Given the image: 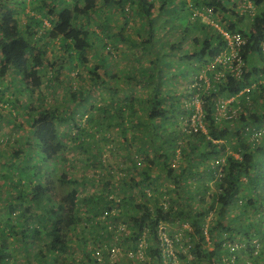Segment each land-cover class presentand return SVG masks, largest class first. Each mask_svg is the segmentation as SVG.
Wrapping results in <instances>:
<instances>
[{"label": "trees", "instance_id": "trees-1", "mask_svg": "<svg viewBox=\"0 0 264 264\" xmlns=\"http://www.w3.org/2000/svg\"><path fill=\"white\" fill-rule=\"evenodd\" d=\"M56 1L42 0L41 15L31 14L27 21H21L17 10L7 5L8 0H0L1 100L8 84L17 81L14 74L8 76L10 71L20 74L23 81L20 84L23 89L18 90L13 84L14 90L31 92L42 83V66L55 68L56 73L52 69L50 75L57 76L66 61H87L86 51L93 45L90 37L96 30L84 19L96 20L97 1ZM111 1L117 2L125 13L136 11L147 19L148 37L139 41L143 53L151 48L154 50L153 23L159 22L160 17V21L166 19L171 13L170 21H174V27L183 24L182 28L175 29L182 33L178 44L169 48V53L177 56L175 63L187 66L180 68L179 75L185 77L189 66L196 67L193 76L198 75L201 68L205 70L207 80L202 79L191 93L186 89L184 92H161L158 88L163 82L162 67L170 64V60L167 53L158 55L156 50L153 53L156 60L154 58L150 71L140 74L147 81H156L146 114L138 115L135 107L127 102L110 103L113 109L110 115L115 116L114 122L121 132L127 133L135 126L143 129L138 152L145 155L149 147L155 149L158 157L151 158L152 162L158 161L175 183L176 196L171 194L170 187L158 188L153 174L146 168L140 169L139 179L125 181L119 191L110 187L93 193L81 192L77 181L62 171L59 176L61 192H57L54 180L44 177L41 168L42 163L54 160L64 149V133L58 130L55 110L36 108L31 104L28 112L33 111V114L29 120L31 136L27 150L34 153L36 161L26 162L28 155L21 152L19 162L23 166L16 161H7L0 171V184L7 178L10 187L18 188V194L10 198L5 213L1 212L0 264L12 260L6 229L10 235L18 236V245L27 257L30 254L28 247L45 238V244L32 251L36 264H171L172 254L161 236V226L181 221H189L190 230L184 228L188 237H182L183 243L175 236L171 240L186 247L195 264L202 261L206 264H244V260L235 255L236 248L228 243L246 240L252 248L254 238L262 242L258 258L263 260L260 264H264V142L258 141L262 136L258 129L264 124V0H251L256 11L253 17L240 12L243 0H157L158 5L156 0H102L99 6L102 9ZM179 11L184 15L182 21L179 20L182 16L177 15ZM43 16L49 19V25L44 29L41 28L45 24L41 19ZM217 25L229 32H239L243 37L237 50L242 60L239 76L226 70L224 62L216 60L218 55H228L232 49ZM189 35H192V50L179 46ZM54 38L60 39L63 50L60 61L53 56H44L48 41ZM174 48L176 52H173ZM210 62L214 66L207 68ZM95 67L90 72L97 81L100 76ZM6 77H9L8 84L3 83ZM207 82L209 87H206ZM252 84L260 90L257 100L251 97L250 89H255ZM80 92L87 95L83 89ZM195 93L201 98L205 130H194L191 125ZM232 96L227 105V117L219 116L220 101ZM105 112L106 107L94 105L87 117L90 126H107L110 121ZM66 115V121L74 119L73 114ZM73 123L79 125L75 119ZM178 145L186 149L183 151L186 160L176 169L173 156ZM126 150L124 154L136 166L131 151ZM99 152L93 157L94 162L102 161L97 156ZM14 174L17 177L14 178ZM105 184H111L110 180ZM195 195L199 197L196 204L191 202ZM16 207L20 209L12 216ZM236 207L237 214L233 212ZM209 213L211 216L207 221ZM230 214L233 221L228 217ZM241 215L244 221H241ZM30 219L39 221L31 223ZM70 246L79 248L81 255L73 258L65 255ZM115 246L126 251V261L115 257L112 252ZM178 256L185 258L184 254ZM111 258L113 262H109Z\"/></svg>", "mask_w": 264, "mask_h": 264}, {"label": "rangeland", "instance_id": "rangeland-1", "mask_svg": "<svg viewBox=\"0 0 264 264\" xmlns=\"http://www.w3.org/2000/svg\"><path fill=\"white\" fill-rule=\"evenodd\" d=\"M41 1L25 0L23 3L30 4L34 12L33 14H37L43 11ZM47 1L49 2L50 0ZM52 1L57 3L56 0ZM69 1L72 2L73 0ZM96 1L98 5L95 10L96 20L90 17L89 19H84L90 28L96 30V33H93L90 37L93 45L86 51L87 61L85 63H81L80 60L76 59L73 62L66 61V63L64 62V67H60L57 76L50 75L52 69L56 73L55 68L42 66L40 72L42 74V83L31 92H16L13 84L18 90L23 89L22 85H20L23 83L21 76L13 71L8 73V76L14 74V78L17 81L8 84V90L4 91L3 100L0 99V171L7 161L11 163L13 161L19 162L22 159L21 152L27 153L28 158L26 162L33 163L36 161L34 153L32 154L27 150V141L31 136L29 120L33 114V111L31 113L28 112V107L32 104L36 108L55 110L56 117L54 119L58 130L61 134L64 133L62 136L65 142L64 149L54 160L42 163L41 168L45 172L44 177H49L54 180L57 192H61L59 189V176L62 171H65L68 176H71L72 179L77 181L81 192L93 193L110 187L119 191L125 181H129L130 178L139 179L141 177L139 173L140 169L146 168L153 174L155 182L159 186L158 188L165 189L166 187H170L171 189L169 191L173 196H176L177 186L175 183L166 175L164 169L158 164V161L152 162L151 158L156 159L158 157L154 152L155 149L153 150L152 147H149L145 155L138 152V145L140 144L139 137H141V130L143 129L140 126H135L133 128L130 127L127 133L121 132L119 126L114 122L116 119L115 116L110 115V112L113 111L110 103L116 101L120 103L127 102L135 107L138 115L146 114L149 98L156 81L154 79L147 81L140 74L150 71L154 58L156 60V56L153 55L156 50L158 55L167 53L170 60V64H164V67L161 66L163 69V82L158 89L161 92L169 90L184 92L185 89L190 93L192 92L193 87H191V84L194 81L193 74L196 73V67L189 66L187 75L181 77L178 71L180 68L184 69L186 65L175 63L177 56L169 53V50H171L169 49L170 46L174 43L178 44L177 41L182 34L175 29L182 28L183 24L174 27V21H170L172 18L171 13L168 14L166 19H162V21H160V17V19L158 18L159 22H152L154 26L153 37L155 39L153 44L155 47L154 50L151 48V50H146L147 52L143 53L140 50L139 41L148 37L147 31L150 29H148L147 19L136 11L130 14L125 13L115 1H111V4L104 5L102 9L99 6L102 0ZM158 3L156 0V5ZM17 7L19 8V5ZM18 14L19 16L21 15V21L28 20L29 18L28 16H22L20 12ZM182 14L183 12H177L178 16H182L179 19L181 21L184 18ZM45 19L46 23L44 26H48L49 19L48 17ZM35 26L38 27V25ZM191 36L189 35L179 46L192 50V45H190ZM60 44L59 38L49 40L48 50L44 56L49 58L53 56L58 59L57 61H60L59 55L63 51ZM174 51L176 52V48L173 49ZM256 61L258 62V60ZM94 66H96L95 72L100 76V80L97 81L92 77L93 75L90 72V69H94ZM56 67H58V64ZM252 86L255 89H250L251 97L257 100L259 99L258 95L260 90L256 88L255 84H252ZM81 89L87 92V95L84 92H80ZM73 91H75V95H73ZM181 98L182 100L185 99V97ZM16 99L19 102H16ZM96 104L104 106V108L106 107L107 112H105V116L107 121H110L107 126L105 124L101 127H98L96 124L93 127L90 126L87 117ZM68 113L73 114V118L79 125H75L73 123L74 119L71 121L72 118L69 121L64 119ZM133 120H136V118H133ZM261 128L262 136L258 139L259 143L264 142V124ZM87 130L88 133H94V135L86 133ZM73 136H76V138ZM128 148V151H131V156L135 159L133 161L136 166L124 154ZM98 150L100 152L97 156L102 159L100 163L99 161L94 162L93 159ZM184 150L186 149L181 145L177 146L175 155L173 156V166L176 169H178L177 166L179 163H184L186 160ZM14 152L20 154L15 155ZM19 164L22 165L21 162ZM26 169L29 170V167H26ZM15 177H17V174H14ZM6 180L7 178H4V183L0 184V219L2 218L1 212L5 213L10 198L18 194V188L16 186L10 187ZM107 180H110L111 184L106 185L105 182ZM3 193H7V195H3ZM191 200V202L196 204L199 201V197L195 195ZM199 203L205 204L204 201H200ZM19 209L20 207H16L14 210L15 213H12V216H15ZM83 210L82 208V212L80 211L81 215L84 214ZM233 212L238 213V208H233ZM210 216L209 213L207 221ZM228 217L232 219L233 216L230 214ZM239 217L241 221H244L243 215ZM29 221L35 223L39 220L30 219ZM207 221L205 222V230L206 238L208 239ZM161 228L162 230L164 229V236L167 238L168 251L172 254L170 263L195 264L191 259L192 255L189 250L184 246L180 247V244H174L171 240L175 236L181 243L185 241V239L182 240V237H188L185 235L184 228L190 230L191 226L189 225V221L165 223ZM6 232L9 233L7 235V244L9 245L8 251L12 256V260L8 264H27L28 262L30 264H36L32 251H35L39 246H43L45 244V238L44 240L38 239L33 245L28 247L27 250L30 254L27 257L24 250L18 245V236L10 235L7 229ZM169 233H171V236ZM27 238L30 239L29 237ZM252 242H255V246L252 248L247 244L248 241L246 240L237 239L230 241L228 244L236 248L237 252L235 255L241 258V260H244V264H254L252 263L253 261L258 264L263 263V260L258 258L262 242L256 238ZM209 246H211V243H209ZM242 248L244 249L243 252L241 251ZM112 252L114 255L116 254L115 257L118 256L121 258V261L127 260L125 250L115 246ZM64 254L69 258L71 256L73 258L74 256H80L81 251L77 247L70 246ZM178 254H184L185 258H180ZM109 262H113V258ZM200 264L206 263L202 261Z\"/></svg>", "mask_w": 264, "mask_h": 264}, {"label": "built area", "instance_id": "built-area-1", "mask_svg": "<svg viewBox=\"0 0 264 264\" xmlns=\"http://www.w3.org/2000/svg\"><path fill=\"white\" fill-rule=\"evenodd\" d=\"M240 12L241 13H245L248 14L249 16L253 17V15L255 14V5L252 3L251 0H243L240 2V6H239ZM206 17V16H205ZM216 25V24H215ZM218 29L221 31V33L226 37L227 42L229 45H231L232 49L230 51H228V55L224 54H220L216 57L217 61L220 62H224V67L226 70L231 71L232 73L236 74V75H240L241 70V66H242V60L239 58V56L237 55V50L239 47V44L243 41V37L239 32H229L227 30H224L223 28H221L219 25H217ZM262 52H263V56H264V41L262 42ZM264 60V59H263ZM210 66H214V64L212 62H210L207 65V68H210ZM205 70H203L201 68V71L199 72V74L194 75V81L191 84V87L194 86H199V82L202 79L207 80L205 74H204ZM216 78H218V76H215ZM203 85V84H202ZM205 86V85H204ZM206 87H209V83H206ZM247 89V88H246ZM233 99L232 97H227L224 98L220 101V104L218 106V114L219 116H226V112H227V105L229 103V101H231ZM192 103L195 104V111L194 113L191 115V125L193 127L194 130H197L198 128H202L203 130H205L204 127V123L202 120V105H201V98L198 97V93H195L194 97L192 98ZM161 236L163 237V239L166 241L167 238L166 236H164V230H161Z\"/></svg>", "mask_w": 264, "mask_h": 264}, {"label": "crops", "instance_id": "crops-1", "mask_svg": "<svg viewBox=\"0 0 264 264\" xmlns=\"http://www.w3.org/2000/svg\"><path fill=\"white\" fill-rule=\"evenodd\" d=\"M24 0H8V3L7 5L14 8L15 10L17 9L18 12H20V14H22V16L24 17H29L32 15H34L35 17H39L41 15V12L40 13H37V14H33V10L30 6V4H24L23 3ZM17 5H19V8L17 7ZM47 18L46 16H43V18H41L43 20V23H46V19ZM27 21V19H25ZM42 26V25H41ZM39 27V26H38ZM46 26H42L41 28H45ZM9 81V77H6L4 80H3V83H6L8 84L7 82Z\"/></svg>", "mask_w": 264, "mask_h": 264}, {"label": "clouds", "instance_id": "clouds-1", "mask_svg": "<svg viewBox=\"0 0 264 264\" xmlns=\"http://www.w3.org/2000/svg\"><path fill=\"white\" fill-rule=\"evenodd\" d=\"M251 128H254V126H252ZM258 132L260 133V132H262V129H258ZM259 138V137H258Z\"/></svg>", "mask_w": 264, "mask_h": 264}]
</instances>
